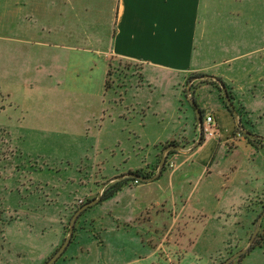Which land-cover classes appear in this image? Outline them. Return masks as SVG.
I'll use <instances>...</instances> for the list:
<instances>
[{
	"label": "crops",
	"instance_id": "1",
	"mask_svg": "<svg viewBox=\"0 0 264 264\" xmlns=\"http://www.w3.org/2000/svg\"><path fill=\"white\" fill-rule=\"evenodd\" d=\"M255 1L261 8L255 9ZM2 9L7 35L0 37V55L5 54L0 79L10 110L1 111V124L11 131L29 126L34 97L45 106L62 104L60 124L85 127L75 155L84 146L86 153L101 149L97 138L102 137V148L119 147L108 164L111 171L121 167V175L152 170L160 146L169 141L187 144L174 150V169L124 187L115 198L121 202L109 201V210L96 220L104 227L102 243L94 234H82L57 264H167L157 245L168 237L209 242L181 264L200 256L212 264L228 241L233 251L247 246L260 209L253 200L264 195V151L245 133L238 135L240 118L227 109L223 90L204 81L225 82L236 109H243L242 125L264 136V0H5ZM49 47L53 53L43 51ZM114 61L129 65L128 82L118 91L121 105L114 97L103 115ZM191 93L204 121L213 115L218 127V135L201 145ZM49 119L41 116L40 122ZM92 121L97 127L87 134ZM42 129L47 127L36 132L44 140ZM38 156L62 158L54 151ZM48 170L33 174L41 181L53 177ZM52 185L61 182L53 179ZM27 240L24 248L31 251L36 239ZM46 241L38 237L35 247L43 255L58 244ZM129 253L137 259L118 261Z\"/></svg>",
	"mask_w": 264,
	"mask_h": 264
},
{
	"label": "rangeland",
	"instance_id": "2",
	"mask_svg": "<svg viewBox=\"0 0 264 264\" xmlns=\"http://www.w3.org/2000/svg\"><path fill=\"white\" fill-rule=\"evenodd\" d=\"M4 2L5 0H0V4L3 6ZM254 7L255 9L261 8L257 1L254 2ZM5 26L6 17L4 9H2L0 11V37L3 39L7 35ZM45 35L48 36V38H45L46 41H52V38H50L52 34L45 33ZM43 51L53 53V49L50 47L44 48ZM4 58L5 54L0 55V61L5 60ZM4 67V63H0V75L4 73ZM129 70L127 63L113 62L109 79L110 87H107V75L106 88L104 89L105 98L103 99V104L105 105V110L103 115L109 112L107 107L111 105L114 97L117 96V101L119 100L118 106L121 105V95H118V91L126 87ZM97 80L95 78L94 82H97ZM0 82V85L5 84L3 78L0 79ZM2 88L3 86L1 85L0 114L2 113L3 115H0V122L5 118V112L1 111L10 110L6 91L4 88L2 90ZM190 98L192 100L193 95ZM53 101L58 104L55 98H53ZM45 104L39 97L30 99V106L33 109H31L32 113H30L27 122L30 124L36 123L38 127L35 124L30 125L27 123L29 126L25 128L20 126V128H13L11 131V129L7 128L8 125L0 123V264H47L68 238L74 215L84 205L98 199L97 204L86 209L87 211L85 210L86 212L83 215L81 214L82 216L80 215L81 217L79 216L77 219L72 242L76 237L89 233L94 234L98 240L102 239L99 234L103 232L102 228L104 227L101 224L96 226V220L101 219L102 213L109 210V201L113 204L115 202H121V197L115 199L121 194V191L106 201H100V199L111 184L125 178H131L126 177L125 175L127 174L121 175L118 173L121 171V167H115V170L111 171L108 163L115 155L119 154L116 153L119 152V147L102 148L100 143L103 142L102 137L97 138L98 145L101 149L94 151L95 148H91L86 153L87 147L84 146L82 147L83 152H79L80 155H75V148H81V131L85 127L82 126V123L77 124V126L60 124V121L63 119L61 110H65L61 109L63 105L48 104L45 106ZM237 111L240 118L239 130L237 132H239L238 135L240 137H244L242 135L244 130L251 131L247 130L241 123V116H244L243 109L239 108ZM41 116H49L50 119L48 122H40ZM95 124L96 121H92L87 125V134L95 130L97 127ZM40 127H47V129H42L41 131L42 133H46L44 140L41 139L42 135H38L36 132ZM216 128L218 135V127L216 126ZM204 138L205 140L208 139L205 135ZM173 142L175 144L167 148L174 146H180L181 148L187 147V144H183L182 141H178L177 139L173 140ZM164 145L160 146L159 158L154 168L152 170L141 169L144 172L152 174L151 177L146 179L151 180L158 174L160 164L164 158ZM29 151L31 153L28 154L27 152ZM50 151L58 152L62 158L49 160L38 156L49 155L51 153ZM176 164L175 154H167L166 164L163 170L164 168L174 169L177 166ZM39 169H49L48 171L53 173V177L42 176L41 181H39L38 178L41 177L33 174V172ZM45 178L46 181H44ZM53 179H56L58 182L60 181L61 187L53 186ZM140 183L129 182L125 187H135L140 185ZM37 198L39 201H37ZM57 201L58 203H56ZM253 202L255 205L260 206V209L257 210L258 215L253 226L254 234L258 226L259 218L264 213V195L256 196ZM118 210H121V207ZM176 215L178 213L173 211L172 216L176 217ZM263 228L264 224L261 223V230ZM37 236L40 239L46 238L48 240L46 244H58L54 250L46 252L43 255V251H37L35 249L38 244ZM29 237L36 239V242H33L34 247L31 251L24 248L29 242L27 240ZM114 240L112 239L113 242ZM250 241L245 243L247 246L243 249L239 248L236 251H233V242L228 241L225 245V252L221 253V256L217 257L218 261L212 264H224L234 254L247 249ZM100 242L102 243L101 240ZM207 244L209 245V242L204 243L193 239L179 241L169 239L168 237V240L164 239L157 246L159 248L160 261L163 260L164 263L168 262L169 264H181L182 260H186L188 254H191V256L195 255L196 249H199L197 252H203V248ZM256 250H253L249 255L239 261L235 260L232 264H264V254L261 253V250ZM131 255L133 253H129L127 256L121 255V260L118 261L129 262L137 259L135 256L129 257ZM137 255L139 258L144 254L138 253ZM63 257L64 255L54 264H57ZM192 261L193 264H209L208 260L201 256L195 259L193 258ZM142 264L151 263L148 261Z\"/></svg>",
	"mask_w": 264,
	"mask_h": 264
},
{
	"label": "trees",
	"instance_id": "3",
	"mask_svg": "<svg viewBox=\"0 0 264 264\" xmlns=\"http://www.w3.org/2000/svg\"><path fill=\"white\" fill-rule=\"evenodd\" d=\"M110 76H111V70L109 71V74H108V80H107V87H110V82H109V79H110ZM200 77V76H198ZM193 78V77H192ZM191 78V79H192ZM204 82H210L212 84H214L217 88H219V90H221L222 92V86H226L225 82H223L221 79H218L217 78V82L213 81V80H206ZM221 85V86H220ZM227 87V86H226ZM193 93V91H192ZM229 93V96L232 100V103L234 104V96L233 94L228 91ZM223 99H224V103L227 107V109L229 110L230 113H232L234 115V112L231 110V108L229 107V104L225 98V96H223ZM195 104L197 105L196 101H195ZM202 112V114L204 115V112L203 110H200ZM239 130V129H237ZM244 135V134H242ZM255 135V134H254ZM257 137H248V136H245L246 139L253 145L255 146L256 148H259V149H262L264 150V137L261 138L262 136H259V135H256ZM205 141V138H204V134H202L201 138H200V142H199V145H201L203 142ZM175 142L172 141H169V143L167 142L165 145H164V149L167 150L169 146L171 145H174ZM176 153V151L174 150H170L168 152V154H174ZM165 170V168H164ZM134 174L138 175L139 177H142V178H149L151 177L152 174H149L147 172H144L142 170L140 171H136ZM143 182L142 179L140 178H125V179H122V180H119V181H116L114 182L113 184H111L104 192V195L101 197L100 201H106L108 199H111L113 198L117 193H119L120 191L123 190V188L129 183V182ZM264 208V207H263ZM87 211V210H86ZM84 211L82 213V215L86 212ZM81 215V216H82ZM80 216V217H81ZM74 238V236H73ZM264 245V228L260 231L259 235L257 236L255 242L253 243V245L250 247L249 251L242 255L241 257H239L238 259H236L237 261L241 260L243 257H246L248 254H250L253 250L257 249V248H260Z\"/></svg>",
	"mask_w": 264,
	"mask_h": 264
},
{
	"label": "water",
	"instance_id": "4",
	"mask_svg": "<svg viewBox=\"0 0 264 264\" xmlns=\"http://www.w3.org/2000/svg\"><path fill=\"white\" fill-rule=\"evenodd\" d=\"M204 78H211L210 76H204ZM222 90L224 92V96L229 104V107L231 108V110L234 112L235 116H239L238 114V111L235 107V105L232 103V100L229 96V93H228V88L226 86H222ZM192 102L194 103V106L196 108V111H197V115H198V122H199V125H200V131H201V135L203 133V124H204V119H203V114L202 112L200 111V108L195 104V101L192 100ZM244 133L246 136L248 137H257L256 135H254L253 133L251 132H248L246 130H244ZM263 138V137H261ZM170 150H176V151H180L181 150V147L180 146H174V147H171V148H168L165 152V156L164 158L162 159V162L160 164V168H159V173L158 175H160L162 173V170H163V167L165 166L166 164V155L168 154V152ZM157 175V176H158ZM126 177H132V178H140L142 179L143 181H150V179H146V178H142V177H139L138 175L134 174V173H129L127 175H125ZM99 201L98 200H95L93 202H90L86 205H84L73 217L72 219V223H71V230H70V234L68 236V238L66 239L65 243L62 245V247L59 249V251L55 254V256L47 263V264H54L58 261V259L64 254V252L66 251V249L68 248L69 244L72 242V237H73V234H74V227H75V224H76V221L77 219L79 218V216L82 214L83 211H85L86 209H88L89 207H92L93 205L97 204ZM264 218V213L261 215V217L259 218V221H258V226L256 228V231L255 233L253 234L252 238H251V241H250V244H249V247L245 250H242L236 254H234L229 260H227L224 264H232V262H234L237 258L241 257L242 255L246 254L250 247L253 245V243L255 242V239L257 238V236L259 235V232L261 230V221L262 219Z\"/></svg>",
	"mask_w": 264,
	"mask_h": 264
},
{
	"label": "built area",
	"instance_id": "5",
	"mask_svg": "<svg viewBox=\"0 0 264 264\" xmlns=\"http://www.w3.org/2000/svg\"><path fill=\"white\" fill-rule=\"evenodd\" d=\"M216 126L217 125L215 117L213 115L207 116L203 124V132L208 139L213 138L217 135ZM136 183H138V181Z\"/></svg>",
	"mask_w": 264,
	"mask_h": 264
}]
</instances>
